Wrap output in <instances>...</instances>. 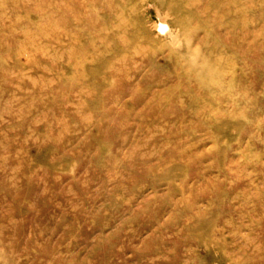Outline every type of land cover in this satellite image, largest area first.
I'll return each instance as SVG.
<instances>
[{
	"label": "rangeland",
	"instance_id": "obj_1",
	"mask_svg": "<svg viewBox=\"0 0 264 264\" xmlns=\"http://www.w3.org/2000/svg\"><path fill=\"white\" fill-rule=\"evenodd\" d=\"M0 264H264V0H0Z\"/></svg>",
	"mask_w": 264,
	"mask_h": 264
}]
</instances>
